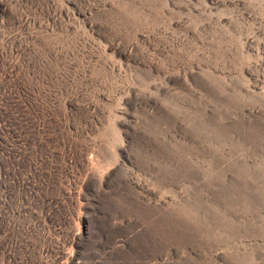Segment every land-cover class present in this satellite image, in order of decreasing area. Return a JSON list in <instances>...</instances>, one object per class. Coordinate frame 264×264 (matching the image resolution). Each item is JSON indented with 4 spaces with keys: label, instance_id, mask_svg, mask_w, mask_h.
Instances as JSON below:
<instances>
[{
    "label": "rangeland",
    "instance_id": "1",
    "mask_svg": "<svg viewBox=\"0 0 264 264\" xmlns=\"http://www.w3.org/2000/svg\"><path fill=\"white\" fill-rule=\"evenodd\" d=\"M0 264H264V0H0Z\"/></svg>",
    "mask_w": 264,
    "mask_h": 264
}]
</instances>
